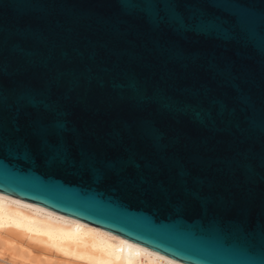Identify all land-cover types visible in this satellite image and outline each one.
Segmentation results:
<instances>
[{
	"label": "water",
	"instance_id": "obj_1",
	"mask_svg": "<svg viewBox=\"0 0 264 264\" xmlns=\"http://www.w3.org/2000/svg\"><path fill=\"white\" fill-rule=\"evenodd\" d=\"M0 192L264 264V0H0Z\"/></svg>",
	"mask_w": 264,
	"mask_h": 264
},
{
	"label": "bare ground",
	"instance_id": "obj_2",
	"mask_svg": "<svg viewBox=\"0 0 264 264\" xmlns=\"http://www.w3.org/2000/svg\"><path fill=\"white\" fill-rule=\"evenodd\" d=\"M0 244L33 264H185L102 227L3 192Z\"/></svg>",
	"mask_w": 264,
	"mask_h": 264
},
{
	"label": "rangeland",
	"instance_id": "obj_3",
	"mask_svg": "<svg viewBox=\"0 0 264 264\" xmlns=\"http://www.w3.org/2000/svg\"><path fill=\"white\" fill-rule=\"evenodd\" d=\"M9 246V245H7ZM6 245L5 246H2L0 244V258H4V259H1L0 260V264H33V262L31 261V259H28V257H24L25 255H20L18 253V251L12 249L10 246L7 247ZM13 251V252H12ZM12 252V254L10 253ZM15 252V253H14ZM18 254H17V253ZM14 253V254H13ZM3 254V255H2ZM11 254V255H10ZM12 255H15V256H12ZM2 256V257H1ZM13 257V258H12ZM21 257V258H20ZM12 258V259H11ZM24 258V259H23ZM10 259V261H9ZM3 260V261H2ZM13 261V262H12Z\"/></svg>",
	"mask_w": 264,
	"mask_h": 264
}]
</instances>
